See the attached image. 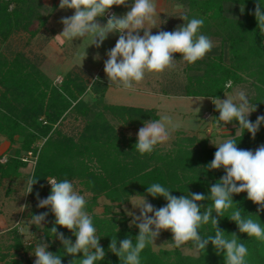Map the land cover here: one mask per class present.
<instances>
[{
    "label": "trees",
    "instance_id": "trees-1",
    "mask_svg": "<svg viewBox=\"0 0 264 264\" xmlns=\"http://www.w3.org/2000/svg\"><path fill=\"white\" fill-rule=\"evenodd\" d=\"M169 1L186 8L185 15L189 20H204L198 34L208 36L214 47L195 63L185 61L186 73L183 80L177 81L178 84L154 92L221 99L233 86L252 79L250 83L254 96L250 99L260 111L250 118L254 123L258 116L264 115V32L258 28L254 16L258 0ZM127 3H133V0H127ZM260 3L264 5V0H260ZM39 4L36 0H0V29L5 26L9 29L12 26L17 29L28 27L33 17L41 16L38 9L43 5ZM8 6L11 8L8 9ZM121 6H113L112 9ZM174 54L181 57L179 53ZM74 66L82 69L76 64L70 69ZM70 69L60 84H53L47 75L34 69L23 54L0 55V138L6 139L10 145L16 141V136L19 141V147L13 155H0V159L5 157L4 161L0 160V177L18 175L19 168L28 165L30 160L33 164L30 178L38 180L32 191H36L39 197L45 194L47 198L51 193L47 179L55 178L57 182L67 179L72 184L77 182L91 194L85 211L92 218L100 246L105 251L104 259L95 264H122L109 250L111 239L116 237L118 248L119 242L125 238H132L135 244L139 229L135 224L130 225L126 215H110L111 205H124L130 196H145L156 209L165 206L167 201L162 196L153 198L147 194V187L153 183L161 184L176 197L190 196V193H202L207 197L210 187L225 175L223 168L209 171L206 167L217 151L216 146L209 145L212 131L225 125L217 120L218 111L209 110L206 112L209 116L204 117L209 118V122L200 130L202 135L199 131L176 130L171 134L176 136L167 148L155 146L151 153L141 155L135 149L137 135L121 136L109 125L103 112L107 111L116 122L136 129L141 128L146 121L158 120L157 110L153 107L107 104L103 99L107 87L104 82L98 80L100 84L93 81V85L84 86L79 78L81 74ZM229 81L232 87L226 88ZM146 86L150 88V84L146 83ZM89 88L96 95L91 104L82 96ZM69 115L84 119L81 128L75 126L76 137L61 128V123ZM230 138L237 142L238 148L255 151L264 145V124H261L254 139L242 127L239 134ZM40 141L41 145L37 146ZM28 153L29 159L24 160ZM99 197L107 199L102 215L93 212ZM233 201L243 209L242 216L259 219L264 227V211L257 213L258 205L247 199L246 192L234 195ZM198 203L207 207L211 206L212 201L206 199ZM204 210L201 209L202 212ZM40 212L48 213L46 221L50 220L51 224L45 228L42 240L51 242L50 237H55L50 232L55 224V216L50 208H40ZM229 214L230 210L220 217L219 228L225 231L228 238L230 234L236 233L239 242L245 244L248 249L246 264H264V242L240 233L235 222L228 218ZM57 231L75 242L76 237L70 230L57 226ZM161 232L172 241L170 230ZM199 233L207 238L215 235V229L209 222L201 226ZM12 234L13 255L7 260L6 253L2 252V264H34L35 259L28 252L42 241L31 240L23 244L16 229ZM184 245L194 252L186 253L182 247L174 246L155 250L149 243L140 254V264H224L223 254L217 255L211 243L206 251L195 249L191 242ZM48 251L60 254L62 264H69L73 259L72 256L64 255L59 239L49 244ZM82 257L83 253L76 255V259Z\"/></svg>",
    "mask_w": 264,
    "mask_h": 264
},
{
    "label": "clouds",
    "instance_id": "clouds-1",
    "mask_svg": "<svg viewBox=\"0 0 264 264\" xmlns=\"http://www.w3.org/2000/svg\"><path fill=\"white\" fill-rule=\"evenodd\" d=\"M121 5L127 6V0H60L59 3L60 9H73L74 14L61 19L63 30L55 36L56 38L73 41L91 37V45L99 48L109 34L119 35L115 46L106 53L108 59L104 62V72L109 82L132 89L133 81L141 82L146 71L160 73L173 67L176 61L174 53L181 54L183 61L192 64L202 59L214 47L208 36L198 34L204 24L202 18L189 20L185 15L180 18L188 22L174 31H158L151 34V29L155 27L153 18L156 15V6L152 0H133L130 10L123 16L113 13L108 17L106 24L99 22L98 17H104L113 6ZM262 6L264 5L258 0L254 16L258 28L264 32ZM243 11L244 8L241 9L242 13ZM146 23L153 26L145 28ZM141 29L143 35L140 34ZM225 87H232V82L229 81ZM226 97L212 99L219 112L216 119L224 125L238 121V128L247 130L254 139L261 124H264V115L258 116L254 123L249 120V115L256 111V107L250 105L244 91H237L235 98ZM169 126L175 128L171 117L167 115L158 120L144 122L137 133L136 151L141 155L151 153L156 145L169 141ZM215 146L217 151L213 160L206 166L207 170L223 168L225 175L210 187L207 197L202 193L176 197L159 183L147 187L148 195L153 198L162 196L167 204L156 209L142 196V202L135 206L139 209V215L127 213L132 218L130 225L135 224L139 229L135 244L132 238H125L119 242L118 248L115 237L109 245V250L122 264H140L141 252L149 243L155 241L161 230L171 231L173 246L176 248L191 242L195 249L206 251L211 243L217 255L223 254L224 264H246L248 249L245 244L239 242L240 238L236 233L230 234L228 238L225 231L219 228L220 217L229 210L228 218L235 222L240 233L264 242V227L259 219L257 221L242 216L243 209L233 201L234 195L246 192L247 199L258 205L257 213L264 211V145H260L255 151L241 149L238 148L237 142L230 138ZM47 181L51 185V193L44 199H40L37 193V206L50 208L55 216V224L50 232L60 240L64 255L73 257L69 264H95L102 261L105 251L100 246V238L96 235L92 218L85 211V197L78 194L67 179L57 182L55 178H51ZM37 182L36 179H28L27 194L32 192L33 185ZM206 199H211V206L204 207L198 203ZM202 208L205 209L203 212ZM47 216V212L32 215L30 223L42 226ZM209 222L215 229V235L204 238L199 229ZM57 226L70 230L76 237L75 242L59 233ZM41 241L35 247L34 254L32 253L36 257L34 264H62L61 255L47 251L48 244L44 240ZM78 253H83L81 259H76Z\"/></svg>",
    "mask_w": 264,
    "mask_h": 264
},
{
    "label": "rangeland",
    "instance_id": "rangeland-1",
    "mask_svg": "<svg viewBox=\"0 0 264 264\" xmlns=\"http://www.w3.org/2000/svg\"><path fill=\"white\" fill-rule=\"evenodd\" d=\"M36 1L38 4L40 3L43 5L38 9L39 14L41 12V16L33 17L28 27L23 26L24 28L21 27L17 29L15 26H12L9 29L5 26L0 29V55L4 57L17 53L23 54L25 59L32 64V67L47 75L53 84H60L62 78L70 69L66 68L71 64H76L83 69L82 70L74 66L70 70L74 73L81 74L79 78L84 82V86L93 85V81L99 80L101 83L104 82V73H101V69L103 68L104 71V62L108 59L106 53L115 46L119 35L115 33L109 34L108 38L99 48L91 45V37H85L81 40L77 39L73 41H64L56 38L55 36L63 30V25L60 23L61 19L64 17H70L71 14L74 13V10L60 9V0ZM152 2L156 6V15L153 18L156 28L154 27L151 29V34H156L158 31H174L178 26L185 23V21H183L180 17L185 16L186 8H183L182 6L169 0H152ZM10 8L11 6L8 9ZM125 8L126 9L123 11H120L117 8L118 10L116 15L123 16L130 10V5ZM106 14L107 15L104 17L109 16V13ZM97 19L102 25L107 22V20L105 21L100 17ZM152 26L153 25L150 23H146L144 25L145 28H151ZM140 34L143 35L142 29L140 30ZM173 57L176 59L173 67L167 68L160 73L146 71L144 79L140 82V84H138V86H142L144 83H147L148 85L150 84L149 90L158 92L162 87L169 89L173 85L178 84V80H183L185 76L184 73H186L185 66L187 64L185 65V61H183V59L176 54H173ZM97 77L99 79H97ZM251 80L252 79H248L246 81H242L236 86H233L231 91L227 92L221 99H226V96L235 98L237 91H244L249 99L250 105L256 107L257 104L252 102L250 99L254 96L253 87L250 83ZM111 95H113V98H111L110 95H107L106 102H111L113 100V103L123 105L154 107L157 109L160 117L164 115L171 117L175 128L173 129L169 126L171 129L170 131H199V134L202 135L200 130H203L205 124L209 122V118L202 119L199 115L204 110L209 111L214 108L215 111H217L215 105L212 103V99L208 97H171L167 99L164 97L159 98L157 94L151 92L135 90L128 93L126 89L121 91L120 88L116 91L112 90ZM82 96L89 104H91L96 98L95 93H93L90 88L87 89ZM103 113L109 125L113 127L115 131L120 133L121 136L137 135L140 128L133 129L128 125L116 122L107 111H104ZM259 113V109L256 108V111L249 115V120L252 116L258 115ZM73 116L69 115L67 119H64L61 123V128L65 132H68V134L76 137L77 133L75 132V126H79V128H81L84 124V119L79 117L76 119ZM238 127V121L235 123L234 120L225 125V127L223 126L219 129L217 128L215 131H212V135L209 139V145H219L230 137L239 134L241 128ZM209 130L210 129L208 128L207 131ZM174 136H176V134L172 136L170 134L169 141L163 144H158L156 147L161 146L159 148H167ZM15 139L16 141L10 145L6 139L0 138V155H13L16 148L19 147L17 136ZM37 144V146H40L41 141ZM4 159L5 157H1V162L4 161ZM28 161L30 162L28 165L19 168L18 175L0 177V255L2 252L6 253L8 258L7 260H9L10 255H13L14 249L11 246L13 243L12 238L14 236L12 232L14 229H16L21 235L23 244H28L31 240H42L45 228L50 227L51 225L49 224L50 220L49 222L46 220L43 221L42 226H36L30 223L32 215H37L42 212H40V208L37 206V196H34L37 192L32 191L30 194H27V181L31 176L33 168L32 161ZM73 186L74 190L77 191L78 194L85 197L86 202L89 201L91 196L89 192L84 191L77 182H73ZM44 196L45 194H42L39 198L44 199ZM142 199L143 197L140 196H130L127 203L124 205H111L109 214L118 216L121 214L126 215L128 216L130 223L132 218L127 213L133 212L135 215H139V209L135 208V206L139 205L142 202ZM105 203H107V199L99 197L97 199L96 206L93 208V212L97 215H102ZM25 205H27V207H24ZM33 229H36V231L33 232ZM70 233L72 234L71 231ZM50 238L51 242L47 240L46 242L44 240V242L48 244L47 251L49 249V244L51 245L57 241V238L55 237ZM152 247L155 250H158L161 247L171 248L173 247V241L168 240L167 235L161 232L152 243ZM182 248L186 253L194 252L187 249L185 245H183ZM34 251L35 248L28 252V255L32 259H36V257L32 255V253L34 254ZM2 263L3 259H0V264Z\"/></svg>",
    "mask_w": 264,
    "mask_h": 264
},
{
    "label": "crops",
    "instance_id": "crops-1",
    "mask_svg": "<svg viewBox=\"0 0 264 264\" xmlns=\"http://www.w3.org/2000/svg\"><path fill=\"white\" fill-rule=\"evenodd\" d=\"M129 5H131V4H128L127 6H129ZM126 6L124 5V6H121V7H119L118 9L120 10V11H123L124 9H126L125 8ZM118 9H110L109 10V16L111 15V14H117V10ZM107 15V14H106ZM109 16H106V17H100L101 19H104L105 21L108 19V17ZM112 46H113V44H112ZM111 50V49H110ZM74 64H71V65H69L66 69H68V68H70V67H72ZM101 73H104L103 74V79H105V81H104V84H106V89H105V91H104V96H103V99H104V102L105 103H107V104H118V103H113V100L111 101V102H106V100H107V95H110V97L111 98H113V95H111V92H112V90L113 91H116L117 89H121V91L123 90V89H125L124 87H123V85L122 84H117V83H113V82H109L108 81V78H107V76H106V74H105V72L103 71V68L101 69ZM105 75V76H104ZM138 84H140V82L139 83H136V82H134L133 81V88L132 89H126V91L128 92V93H130V91H135V90H137V91H146V92H151V93H154V94H157V96H159V98L160 97H164V98H171V97H175V98H177V97H185V96H171V95H163V94H159V93H156V92H153L152 90H149L150 88H148L147 86L145 87V85H146V83H144L142 86H138ZM143 86L145 87V89L143 88ZM209 98V97H208ZM119 105H123V104H119ZM129 106H135V107H144V106H140V105H129ZM145 108H150V107H145ZM154 108V107H153ZM156 109V108H155ZM157 110V109H156ZM213 110H215L214 108H213ZM206 112H208L207 110H204L199 116H201V118L203 119L204 118V115H205V113ZM158 113V112H157ZM189 114V113H188ZM159 115V114H158ZM159 118H160V116H159ZM171 130V129H170ZM174 131H176V130H174ZM173 130L172 131H170V134H172L173 132H174Z\"/></svg>",
    "mask_w": 264,
    "mask_h": 264
},
{
    "label": "built area",
    "instance_id": "built-area-1",
    "mask_svg": "<svg viewBox=\"0 0 264 264\" xmlns=\"http://www.w3.org/2000/svg\"><path fill=\"white\" fill-rule=\"evenodd\" d=\"M109 13V12H108ZM209 113H206L204 117H208ZM30 157V153L24 157V160H27Z\"/></svg>",
    "mask_w": 264,
    "mask_h": 264
}]
</instances>
